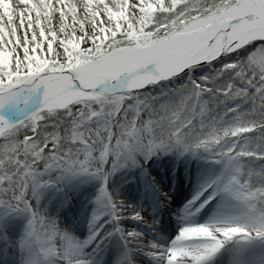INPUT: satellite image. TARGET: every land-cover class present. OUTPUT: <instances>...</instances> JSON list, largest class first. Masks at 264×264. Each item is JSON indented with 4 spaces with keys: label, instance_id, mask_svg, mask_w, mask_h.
Instances as JSON below:
<instances>
[{
    "label": "snow or ice",
    "instance_id": "snow-or-ice-1",
    "mask_svg": "<svg viewBox=\"0 0 264 264\" xmlns=\"http://www.w3.org/2000/svg\"><path fill=\"white\" fill-rule=\"evenodd\" d=\"M173 150L208 167L161 243L109 181ZM83 175L101 183L68 208L87 212L80 239L40 201ZM0 214L24 217L18 264H93L113 239L111 264H264L247 259L264 245V0H0Z\"/></svg>",
    "mask_w": 264,
    "mask_h": 264
},
{
    "label": "bare ground",
    "instance_id": "bare-ground-1",
    "mask_svg": "<svg viewBox=\"0 0 264 264\" xmlns=\"http://www.w3.org/2000/svg\"><path fill=\"white\" fill-rule=\"evenodd\" d=\"M207 167L203 161L173 150L153 155L143 172L138 169L117 171L109 182L116 189L118 196L155 222L153 227H146L135 220H126L124 223L143 232L150 240H158L161 243L172 240L187 216V203L198 190L200 181L205 178ZM100 183L95 177L87 175L65 179L61 188L50 187L43 191L40 206L59 215L62 224L83 239L87 235V212L81 215L80 211L73 212L68 208L79 205L81 209L90 210L91 201L97 195ZM66 198H71L70 204L61 206ZM181 199H184L183 202L179 201ZM210 204L211 207L205 205L195 216L187 218L204 222L215 209V204ZM24 224L22 215L0 214V231L5 230L8 234L5 242L0 241V260H6L8 263L5 264H18L20 253L19 249L13 246V242L21 236ZM116 247L115 239L102 242L95 250L90 246L88 251L93 264H111ZM5 249L10 250L8 255H3ZM262 256L264 245L257 243L251 246L247 259L258 262ZM140 259L141 264H155L154 259L147 255ZM227 261L228 253L224 252L215 258L214 264H227Z\"/></svg>",
    "mask_w": 264,
    "mask_h": 264
},
{
    "label": "rangeland",
    "instance_id": "rangeland-1",
    "mask_svg": "<svg viewBox=\"0 0 264 264\" xmlns=\"http://www.w3.org/2000/svg\"><path fill=\"white\" fill-rule=\"evenodd\" d=\"M205 71H207V69H204V70H197V74H200V75H202ZM79 177V176H78ZM74 178V177H73ZM68 179H72V178H68ZM2 232V231H1ZM1 232H0V234H1ZM5 233H7L6 231H5Z\"/></svg>",
    "mask_w": 264,
    "mask_h": 264
}]
</instances>
